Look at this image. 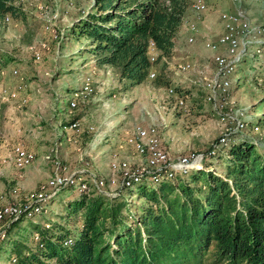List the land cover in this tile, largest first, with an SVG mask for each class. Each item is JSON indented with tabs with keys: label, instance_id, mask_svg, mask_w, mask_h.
I'll use <instances>...</instances> for the list:
<instances>
[{
	"label": "rangeland",
	"instance_id": "obj_1",
	"mask_svg": "<svg viewBox=\"0 0 264 264\" xmlns=\"http://www.w3.org/2000/svg\"><path fill=\"white\" fill-rule=\"evenodd\" d=\"M14 1L24 19L6 15L0 22V213L10 210L0 215V241L4 229L21 215H46L48 221L76 227L79 220L67 206L81 193L95 196L90 192L93 188L125 204L121 216L133 230L136 225L132 221L145 202L140 191L153 188L141 184L143 179L155 186L163 177L188 176L191 171L209 170L225 176L231 159L225 149L240 140L253 145L255 153L264 158V74L260 71L264 52L257 49L262 44L249 45L242 59L225 73L229 89L225 86L228 91L222 94L219 88L216 94L221 100L214 104L213 89L221 66L214 63L216 52L210 47L223 32L221 12L240 8L254 24H262L264 0H239L237 6L231 0L218 6V0H206L208 9L199 13L188 0L186 12L193 21L184 16L174 43L176 49L185 44L184 29L188 28V38L193 41L187 38V42L194 44L198 25L202 35L198 40L204 49L207 40L216 35L215 40H209L212 72L198 66L185 45L187 48L172 59L158 62L149 73L152 80L149 77L145 80L149 83L133 92V86L119 78L115 67L97 65L88 50L90 40L72 34V24L92 10L94 0ZM207 12L216 13L220 24L217 20L205 22ZM217 53L226 58L223 50ZM157 57L151 51V61ZM184 62L191 68L180 69ZM168 85L182 91L170 95L173 89ZM19 86L23 88L19 90ZM181 94H186V104ZM167 97L175 99L172 111L165 108ZM189 107L199 117L177 112ZM136 127L154 131L158 147L167 157L166 167L183 158L195 160L188 168L171 167L162 174L163 167L135 148ZM113 137L117 141L110 146ZM18 145L29 154L27 164L15 160L13 149ZM120 183L126 189L117 186ZM60 187L65 189L60 192ZM198 187L203 190L202 184ZM21 209L26 210L18 216ZM28 227L18 231V236L35 248L37 237L27 236ZM6 242H0V253L9 249ZM11 257L5 253L0 264H15Z\"/></svg>",
	"mask_w": 264,
	"mask_h": 264
},
{
	"label": "trees",
	"instance_id": "obj_2",
	"mask_svg": "<svg viewBox=\"0 0 264 264\" xmlns=\"http://www.w3.org/2000/svg\"><path fill=\"white\" fill-rule=\"evenodd\" d=\"M14 2L0 0V22L6 15L24 19ZM92 7L72 24V34L90 40L88 50L97 65L115 67L131 86L172 57L190 8L188 0H94ZM150 44L158 54L154 61ZM168 88L173 89L170 95L182 91ZM180 97L186 104V94ZM245 142L225 149L231 156L225 176L198 170L163 177L155 186L143 179L141 184L153 188L140 191L145 202L133 230L121 216L125 204L93 188L95 196L81 193L67 206L79 220L76 227L48 221L46 215L12 221L0 241L10 247L0 257L8 252L20 264H264V158ZM83 183L88 185V179ZM27 227V236L37 237L35 248L18 236Z\"/></svg>",
	"mask_w": 264,
	"mask_h": 264
},
{
	"label": "bare ground",
	"instance_id": "obj_3",
	"mask_svg": "<svg viewBox=\"0 0 264 264\" xmlns=\"http://www.w3.org/2000/svg\"><path fill=\"white\" fill-rule=\"evenodd\" d=\"M190 2L193 6L194 11L197 13L208 9L206 0H190ZM230 2H232L236 6L239 4V0H231ZM233 10V12H231L232 10H230V12L223 11L219 14L220 21H222L223 23V32L218 36V38L213 42L212 45L210 44L211 49L216 52L215 56L213 57L214 63L222 66V64H224V62L226 61L227 66L225 67V73H228L234 67V65H236L242 59V57L246 54L249 45L256 47V45L262 44L257 49H261L264 52V23L255 24L256 31L257 33H259V36H255V34L251 31H244L247 29L248 26H252L254 22L250 21L249 19L240 20L241 16H246L244 12L241 11L240 8L238 9L235 7ZM190 28L193 29V26H190ZM231 31H240V38H231V36H228ZM192 41L193 39L191 37L188 38V42ZM219 50H223L226 53V58H224L220 53H217V51ZM190 68L191 64L189 62H184L180 65V69L183 70ZM260 71L262 74H264V60L260 64ZM218 72L219 74H221V69ZM149 77L152 78L153 76L150 75ZM215 80L217 82V79ZM216 82L214 86H216ZM21 88L23 87H18L19 90ZM219 88L221 91L220 93L226 94L227 88L225 86H217L216 91H219ZM135 134V148H137L138 153L146 154L150 158L149 160L151 163L161 167H166L167 157L165 153L159 149L158 141L155 137L154 131L151 129L149 132H146L144 129L136 127ZM157 151H159V153ZM13 154L17 163L22 165L28 163L29 154L26 153V151L20 145L14 147ZM182 160H186V158H183ZM197 162L190 164V166L192 167L197 165ZM117 186L126 188L121 183ZM7 213H10V210L5 209L2 213H0V215H4ZM13 262L15 264L18 263L16 259H13Z\"/></svg>",
	"mask_w": 264,
	"mask_h": 264
},
{
	"label": "crops",
	"instance_id": "obj_4",
	"mask_svg": "<svg viewBox=\"0 0 264 264\" xmlns=\"http://www.w3.org/2000/svg\"><path fill=\"white\" fill-rule=\"evenodd\" d=\"M257 1V0H256ZM207 2V1H206ZM224 2V0H218L217 2H216V6H218V3L220 4V3H223ZM208 5V4H207ZM209 7V6H208ZM220 8V7H219ZM228 9V8H227ZM187 11V10H186ZM205 15H206V21L205 22H208V24H211V23H214L216 20H217V22H219V24H220V21H218V16L216 15V13L214 14L213 12H207V13H205L204 14V16L203 17H205ZM185 16L188 18V19H190L189 18V15H188V12H185ZM252 19L253 20H256L255 18H253L252 17ZM191 20V19H190ZM193 20H191L190 22H192ZM195 22V21H194ZM193 22V23H194ZM200 22V21H199ZM204 24H206V23H204ZM204 26V25H203ZM202 26V27H203ZM206 26V25H205ZM208 27V26H207ZM199 28H201V27H199V25H198V28H197V33H195V39H194V44H192V45H189L188 44V42H187V38L191 35V32H190V30H188V28H185L184 30H185V32H184V39H185V41H184V43L185 44H183L182 46H178V48L176 49V45H177V43H176V45L174 46V50H173V56H172V58L174 57V56H176V55H178L177 54V52H182V50H184L185 48H187L185 45H187L188 46V48H190L191 49V52L189 51V53H191L192 54V58L194 59V60H196V61H198V63H200V65L198 64V66H203V67H206L208 70V73H211L212 72V70H213V68H214V65H213V62H212V52L210 51V49H209V40L210 41H213V40H215L216 39V35H213L211 38H209L208 40H207V49H204V47H203V44H202V42H199V40L198 39H200V37L202 38V35L200 34V29ZM181 29V28H180ZM180 31V30H179ZM179 34V33H178ZM183 35V34H182ZM177 36V35H176ZM198 41V42H197ZM156 52L153 48L152 49H150V52ZM157 53V52H156ZM171 58V59H172ZM216 64V63H215ZM217 65V64H216ZM104 67H109V66H104ZM129 82V81H128ZM144 83H149V82H147V81H145V82H143V83H141V84H139V85H135V86H133L132 87V89H131V91L133 92L134 91V89L135 88H140V87H143V84ZM117 94V93H116ZM114 96V95H113ZM125 100V99H124ZM135 100V99H134ZM174 101H175V99H174V97H167V102H166V104H165V108H167V109H169V111H172V109L174 108ZM123 102H125V101H123ZM177 112L178 113H180V115H187V116H189V117H193V118H196V117H199V116H197L196 115V112L194 111V108H192V107H189L186 111H182L181 109H178L177 110ZM136 125V124H135ZM117 141V139H115L114 137H113V139H111V142L112 143H110V146H111V144H116L115 142ZM164 146L165 147H167L168 148V146L169 145H167L168 143H165L164 142ZM108 148V147H107ZM169 149V148H168ZM112 150H114V149H112Z\"/></svg>",
	"mask_w": 264,
	"mask_h": 264
},
{
	"label": "built area",
	"instance_id": "obj_5",
	"mask_svg": "<svg viewBox=\"0 0 264 264\" xmlns=\"http://www.w3.org/2000/svg\"><path fill=\"white\" fill-rule=\"evenodd\" d=\"M244 19H250V16H241L240 20H244ZM244 31H251L255 34V36H259V33H257V31H256L255 24H252V26H248L247 29ZM228 36H231V38H240V31H231L228 34ZM225 71H226V68L223 67V64H222L221 74L217 75V82H216V86L214 87V94L212 95V104H214L215 101L221 100V96L216 94V87L217 86H227V88L229 89L228 84L225 83ZM157 152L159 153V151H157ZM193 160H195V158L194 159H187V160H178L177 163H169V166L162 168V174L164 173V171H167L171 167H179V168H181V170H183L184 168H188L189 162H192ZM58 182H63V181H58ZM25 210L26 209H21L18 212V216L21 213V211H25Z\"/></svg>",
	"mask_w": 264,
	"mask_h": 264
}]
</instances>
